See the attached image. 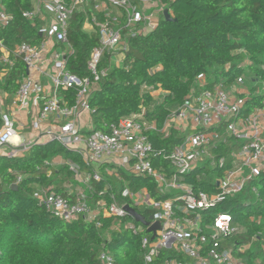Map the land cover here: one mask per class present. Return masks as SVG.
Returning <instances> with one entry per match:
<instances>
[{
  "label": "trees",
  "instance_id": "obj_1",
  "mask_svg": "<svg viewBox=\"0 0 264 264\" xmlns=\"http://www.w3.org/2000/svg\"><path fill=\"white\" fill-rule=\"evenodd\" d=\"M70 2L71 0H66ZM171 10L175 22H160L147 36L129 37L128 51L121 67L111 66L108 74L96 86L90 99L93 131L108 132L112 124L140 114L146 109V120L156 123L157 131L149 133L154 148L152 164L155 169L173 173L172 165L164 159L183 141V133L175 128L167 136L161 133L169 116L182 108L193 93L212 90L217 84L230 88L240 77L249 84L260 83V92L252 88L240 117L247 118L264 106V0H161ZM13 20L0 29V41L10 52L11 65L0 62V90L7 110L18 91L27 70L21 58L14 55L16 47L41 43L38 24L23 17L32 9V0H0ZM85 14L75 13L69 27V39L76 57L68 63L70 72L79 78L90 76L88 61L92 50L99 47V38L83 32ZM248 61L249 63H245ZM105 55L100 69L109 66ZM229 66V70L226 67ZM204 75L206 84L196 85ZM263 85V86H262ZM69 105L76 102V89L59 90ZM162 93L163 95H159ZM4 120L0 112V130ZM222 125L219 134L224 135ZM220 136V137H221ZM222 138V137H221ZM212 150L217 166L211 162L196 168L185 181L198 192L218 193V182L227 167L219 160L240 148L241 143L225 136ZM61 160L59 165L55 162ZM46 162L54 163L47 166ZM70 164L80 173L92 176L96 171L101 182L92 181L89 199L93 206L100 200L98 192L108 185L111 190L103 197L107 204L115 195L118 204L125 183L137 192L146 188L156 201L164 200L156 182L149 177H136L121 168L88 166L81 155L56 141L35 144L21 157L0 156V264H100L99 255L106 251L117 264H145L146 250L142 240H152L146 230L134 234L124 226L131 217L122 219L98 217L88 221L79 216L64 221L39 206L34 194L40 188L52 189L65 195V184L79 185ZM107 168L114 173L109 175ZM51 175L48 176V172ZM118 175V176H117ZM23 179L18 183V177ZM257 191L258 197L253 191ZM255 199L256 203L252 200ZM246 202H250L249 204ZM132 206V204H130ZM149 220L153 211L137 209ZM220 214H229L239 232L228 238L224 247L233 249L245 264H264V171L238 195L201 213L205 223H212ZM102 225L101 228L97 224ZM255 239V240H254ZM254 240V241H253ZM250 244L244 253L238 249ZM183 260L171 250H162L152 264H165L170 259Z\"/></svg>",
  "mask_w": 264,
  "mask_h": 264
},
{
  "label": "built area",
  "instance_id": "obj_2",
  "mask_svg": "<svg viewBox=\"0 0 264 264\" xmlns=\"http://www.w3.org/2000/svg\"><path fill=\"white\" fill-rule=\"evenodd\" d=\"M165 10L169 9L161 0H32V9L23 12V17L38 24L42 40L36 46L23 43L14 52L24 62L27 76L7 110L0 90V112L4 120V127L0 130V150L12 146L15 138L20 140L17 125L22 121L18 115L27 112L33 128L40 132L38 140L46 137L48 142L60 143L81 155L88 166H112L136 177L152 178L166 195L164 200L156 201L146 188L132 192L125 183L121 197L127 201L120 205L112 195V203L108 205L103 198L111 190L108 185L98 192L100 200L93 206L89 199L90 192H93L91 182H101L100 173L96 171L90 176L80 173L76 165L70 164L76 174L75 180L81 185L64 187L65 195L46 188H40L34 194L39 206L48 213L68 222L79 216L93 221L100 216L114 219L130 217L124 209L130 204L137 212V209L149 208L153 211L149 226L159 222L161 228L154 240H142V247L146 250L145 264H152L162 250H171L184 258L170 259L165 264H245L233 249L224 247L227 239L239 232L232 224L231 216L220 214L208 224L201 213L242 193L258 173L264 171V106L242 118L240 114L247 99L241 93L231 94L223 84L199 95L193 93L182 108L169 116L161 130L165 136L171 128L183 133L182 143L164 156L172 165V174L165 169H155L152 164L155 153L149 133L156 132L157 127L155 122L146 120V109L112 124L108 132L93 131V128L87 130L88 120L84 115H88L90 120V99L96 86L107 76L109 67L123 65L128 38L154 32L164 20ZM75 13L85 14L84 34L99 38V47L92 50L88 61L90 76L84 78L68 69L70 59L76 57L69 39V27ZM169 13L172 14L171 10ZM12 20V15L0 4V29H5ZM105 55L109 56L110 64L101 70L99 67ZM0 62L14 64L1 41ZM5 76L3 72L1 80ZM247 83L249 81L245 77L236 81L239 86ZM205 84V76L200 75L196 85L203 87ZM60 89L77 90L74 105H69L60 96ZM223 124L224 135L221 136L219 132ZM220 136L232 137L241 146L219 160V166L227 168L219 179L218 193L198 192L186 183L185 178L203 164L211 162L212 166H217L212 150L223 140ZM35 144H39L38 141L25 142L22 139L7 156L21 157ZM46 165L53 166L54 163L46 162ZM106 172L112 175L114 170L107 168ZM22 179V176L18 177L17 185ZM253 192L258 197L257 191ZM131 219L124 226L126 229L134 234L148 230L149 227ZM97 227L102 225L98 223ZM249 248L250 244L244 245L238 252L242 254ZM99 261L100 264H117L113 255L106 251L100 253Z\"/></svg>",
  "mask_w": 264,
  "mask_h": 264
},
{
  "label": "crops",
  "instance_id": "obj_3",
  "mask_svg": "<svg viewBox=\"0 0 264 264\" xmlns=\"http://www.w3.org/2000/svg\"><path fill=\"white\" fill-rule=\"evenodd\" d=\"M263 86V85H262ZM252 88H256L258 92L261 93L262 91V87L260 85V83H257V84H252V85H249L248 83L245 84V86H239L236 84V82L234 83V85L230 88H227L226 90L228 92H230L231 94H235V95H238L239 93H241L246 99H249L251 97V92H252ZM239 92V93H238ZM159 95H163L162 93H159ZM29 113L27 112H24V113H21L18 115V117L20 118V120L22 121L21 123H18L17 125V132H18V137H20L19 141L17 138H15L13 141H12V146H17L19 145L20 141L23 139L25 142H33V138L32 136H28V135H25L24 137V132H26L27 130H30V128L32 127V120H31V117H29ZM86 119V118H85ZM263 126H264V122H263ZM44 139V138H43ZM42 140V139H41ZM38 140H36L35 142H37ZM34 142V143H35ZM11 152V146L10 147H6V148H3L0 150V156L2 155H7ZM62 161L61 160H58L57 162H55L57 165H59ZM78 182V181H77ZM79 183V182H78ZM80 184V183H79ZM71 185L74 187L73 184H70V183H66L65 184V188H68V187H71ZM81 185V184H80ZM81 186H78L77 188H79ZM76 188V187H74ZM80 189V188H79Z\"/></svg>",
  "mask_w": 264,
  "mask_h": 264
},
{
  "label": "water",
  "instance_id": "obj_4",
  "mask_svg": "<svg viewBox=\"0 0 264 264\" xmlns=\"http://www.w3.org/2000/svg\"><path fill=\"white\" fill-rule=\"evenodd\" d=\"M164 20L166 22H175L176 20L173 18L172 14L169 13V10H165L164 12ZM125 211L129 214L130 217L134 218L138 223L143 224L144 226L149 227L147 230V233L152 234V240L155 239L157 235V231L160 230V223H154L153 225H150V222L153 220V217L151 216L149 220H145L144 217H142L134 208L131 206H125Z\"/></svg>",
  "mask_w": 264,
  "mask_h": 264
},
{
  "label": "rangeland",
  "instance_id": "obj_5",
  "mask_svg": "<svg viewBox=\"0 0 264 264\" xmlns=\"http://www.w3.org/2000/svg\"><path fill=\"white\" fill-rule=\"evenodd\" d=\"M258 82H256V83H253V85L254 84H257ZM252 85V84H251ZM263 90V89H262ZM7 115H9V118L11 119V115H10V113H7ZM86 118V120H88V127H87V130H91L92 129V123L90 122V120H89V117H88V115H84V119ZM24 137H25V135H30V136H32V138H33V142H35L36 140H38V138H39V135H40V132L39 131H36L34 128H33V126L30 128V130H27L26 132H24ZM49 141V139L48 138H44V139H39L38 140V143L39 144H46L47 142ZM11 148H14L13 146H11ZM252 202L253 203H256V200L255 199H253L252 200ZM246 203H250V202H246Z\"/></svg>",
  "mask_w": 264,
  "mask_h": 264
}]
</instances>
